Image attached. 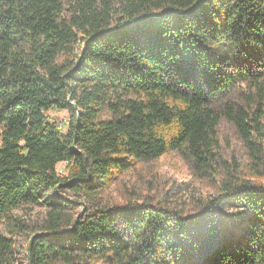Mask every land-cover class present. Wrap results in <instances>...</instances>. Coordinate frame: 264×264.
<instances>
[{
	"label": "trees",
	"instance_id": "16d2710c",
	"mask_svg": "<svg viewBox=\"0 0 264 264\" xmlns=\"http://www.w3.org/2000/svg\"><path fill=\"white\" fill-rule=\"evenodd\" d=\"M125 1L113 24L109 3L98 10L96 0H81L71 21L62 0H0V220L64 185L93 199L115 172L169 149L206 172L223 118L262 156L264 0ZM78 43L70 65L57 63ZM239 81L250 108L221 106ZM51 109L68 111L67 132ZM237 170L187 215L145 201L71 218L54 195L29 264H264V188ZM6 248L0 235V255Z\"/></svg>",
	"mask_w": 264,
	"mask_h": 264
},
{
	"label": "rangeland",
	"instance_id": "374dc122",
	"mask_svg": "<svg viewBox=\"0 0 264 264\" xmlns=\"http://www.w3.org/2000/svg\"><path fill=\"white\" fill-rule=\"evenodd\" d=\"M81 0H62V16L71 21L79 14ZM106 3L110 5V13L115 24L119 18L125 16V0H96V8L103 10ZM81 44L74 50L62 51L57 63L70 65L75 55L80 51ZM264 63V59L260 64ZM259 67V62L253 66ZM264 69V67H261ZM251 91L245 82L237 85L219 102L223 106L226 102L250 108ZM47 114L61 124L64 132L69 129L70 116L67 110L51 109ZM104 111L102 117H110ZM263 135L261 142L260 159L252 157L248 146L242 139L237 127L227 118H223L217 128L216 158L211 160L208 171H199L188 153L178 149H169L158 158L144 161L139 160L127 171L115 172L103 189L97 191V196L87 197L84 193L64 185L59 190L50 191L36 202L22 203L12 209L0 220V235L7 241L5 253L0 259L9 264H29V245L36 236L46 233L49 225V201L54 195L60 196L66 202L65 212L71 218L85 219L88 215L98 213L103 207L122 206L127 204H142L145 201L153 204L168 206L179 214L197 212L203 203L218 197L221 180L227 176L226 171L238 169L242 179L254 186L264 188V121L262 120ZM168 137V129L161 131ZM1 143V137H0ZM228 167V168H227ZM72 166L67 162L57 165L60 176H68ZM230 206L225 207V212H231ZM64 230L70 228L67 224ZM93 264H104L101 259L90 260Z\"/></svg>",
	"mask_w": 264,
	"mask_h": 264
}]
</instances>
